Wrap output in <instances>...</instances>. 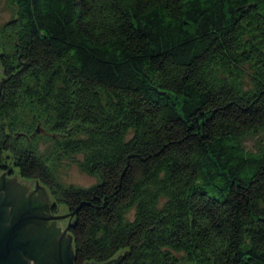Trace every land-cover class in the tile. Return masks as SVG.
I'll return each mask as SVG.
<instances>
[{
    "label": "trees",
    "instance_id": "16d2710c",
    "mask_svg": "<svg viewBox=\"0 0 264 264\" xmlns=\"http://www.w3.org/2000/svg\"><path fill=\"white\" fill-rule=\"evenodd\" d=\"M2 1L0 173L74 214L73 264H264V0Z\"/></svg>",
    "mask_w": 264,
    "mask_h": 264
},
{
    "label": "water",
    "instance_id": "95a60500",
    "mask_svg": "<svg viewBox=\"0 0 264 264\" xmlns=\"http://www.w3.org/2000/svg\"><path fill=\"white\" fill-rule=\"evenodd\" d=\"M34 182L31 188L30 180L18 174L0 173V264H73L72 239L67 233L71 223L61 230L57 219H72L74 214L58 205L50 215L47 208L55 202L46 187ZM114 261L116 257L84 264Z\"/></svg>",
    "mask_w": 264,
    "mask_h": 264
},
{
    "label": "rangeland",
    "instance_id": "374dc122",
    "mask_svg": "<svg viewBox=\"0 0 264 264\" xmlns=\"http://www.w3.org/2000/svg\"><path fill=\"white\" fill-rule=\"evenodd\" d=\"M11 16V12L9 11V9L6 7V5L2 2H0V23H2L3 21H5L6 19H8ZM1 76V74H0ZM41 136L42 137H46L48 136V134H46L44 131H41ZM259 136L255 137L254 140H256ZM251 145V140L248 141V146ZM48 146V143H44V145H42V149L44 150V148ZM80 156L76 155L73 156L72 158L69 157H60L59 160L56 161V173L57 176L60 178L61 182H63L65 185H75V186H81V187H88L91 185H94L97 182V179L93 176H89L83 172H81V170L79 169V167L77 166V163L75 160H79ZM13 174H18L16 169H13ZM8 173H5V176H8ZM31 182V188H34V181H30ZM58 206V205H57ZM57 206L55 205L54 208L57 209ZM56 211V210H55ZM54 211V212H55ZM53 212V213H54ZM52 213V214H53ZM71 222L72 219L68 216L62 217L57 219V222L61 223V230L65 229V226L67 224V222ZM68 222V223H69ZM179 257H182L183 254L180 253L178 254Z\"/></svg>",
    "mask_w": 264,
    "mask_h": 264
},
{
    "label": "flooded vegetation",
    "instance_id": "af4514ba",
    "mask_svg": "<svg viewBox=\"0 0 264 264\" xmlns=\"http://www.w3.org/2000/svg\"><path fill=\"white\" fill-rule=\"evenodd\" d=\"M39 193H40V192H39ZM52 207H53V204L50 205V208H49V207L47 208V209H49L48 212L50 213V215L53 213V212H52V209H51ZM51 231H53V229H51ZM51 231H50V232H51ZM54 231H55V230H54ZM54 231H53V232H54Z\"/></svg>",
    "mask_w": 264,
    "mask_h": 264
}]
</instances>
